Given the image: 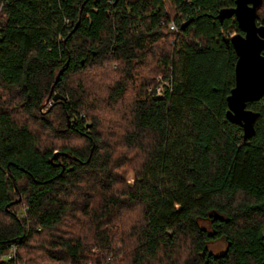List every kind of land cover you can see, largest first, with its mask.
<instances>
[{
	"label": "trees",
	"instance_id": "1",
	"mask_svg": "<svg viewBox=\"0 0 264 264\" xmlns=\"http://www.w3.org/2000/svg\"><path fill=\"white\" fill-rule=\"evenodd\" d=\"M234 6L0 0V264H264V95L248 138L226 116Z\"/></svg>",
	"mask_w": 264,
	"mask_h": 264
},
{
	"label": "water",
	"instance_id": "2",
	"mask_svg": "<svg viewBox=\"0 0 264 264\" xmlns=\"http://www.w3.org/2000/svg\"><path fill=\"white\" fill-rule=\"evenodd\" d=\"M262 3L263 0H235L234 7L221 9L218 13L219 19L234 16L241 30L229 39L237 60L235 85L227 96L226 116L243 128L244 138L253 133L258 116L255 110L247 107V102L258 100L264 95V24L257 20V11ZM62 98L64 96L58 92L52 96L54 101Z\"/></svg>",
	"mask_w": 264,
	"mask_h": 264
},
{
	"label": "built area",
	"instance_id": "3",
	"mask_svg": "<svg viewBox=\"0 0 264 264\" xmlns=\"http://www.w3.org/2000/svg\"><path fill=\"white\" fill-rule=\"evenodd\" d=\"M168 27L170 29H173V30H178V26L176 25V23L172 20L171 22L168 23ZM237 32H230V35L233 36L234 34H236ZM158 80H159V84L156 86L155 90H156V94L158 96H162L165 92V89L167 87L170 86V83L168 80H163V78L161 77V75L158 76ZM14 254V248H13V251L11 252V255L12 256Z\"/></svg>",
	"mask_w": 264,
	"mask_h": 264
},
{
	"label": "rangeland",
	"instance_id": "4",
	"mask_svg": "<svg viewBox=\"0 0 264 264\" xmlns=\"http://www.w3.org/2000/svg\"><path fill=\"white\" fill-rule=\"evenodd\" d=\"M261 14H264V9L262 10ZM54 101V100H53ZM128 180L129 181H132L133 180V172H129L128 174ZM226 247V243L221 241L219 243H216L214 246H213V249L214 251L216 252H221L225 249Z\"/></svg>",
	"mask_w": 264,
	"mask_h": 264
},
{
	"label": "flooded vegetation",
	"instance_id": "5",
	"mask_svg": "<svg viewBox=\"0 0 264 264\" xmlns=\"http://www.w3.org/2000/svg\"><path fill=\"white\" fill-rule=\"evenodd\" d=\"M261 24V23H260Z\"/></svg>",
	"mask_w": 264,
	"mask_h": 264
}]
</instances>
